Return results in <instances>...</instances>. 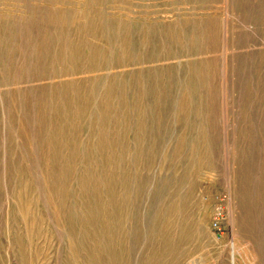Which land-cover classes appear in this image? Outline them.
Masks as SVG:
<instances>
[{
	"label": "rangeland",
	"instance_id": "1",
	"mask_svg": "<svg viewBox=\"0 0 264 264\" xmlns=\"http://www.w3.org/2000/svg\"><path fill=\"white\" fill-rule=\"evenodd\" d=\"M0 264H264V0H0Z\"/></svg>",
	"mask_w": 264,
	"mask_h": 264
}]
</instances>
